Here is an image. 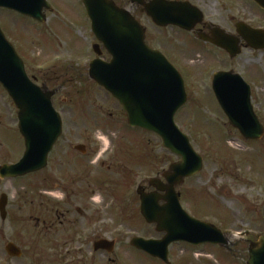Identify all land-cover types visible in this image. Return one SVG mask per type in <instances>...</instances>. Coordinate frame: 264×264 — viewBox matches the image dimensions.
Here are the masks:
<instances>
[{"label": "rangeland", "instance_id": "1", "mask_svg": "<svg viewBox=\"0 0 264 264\" xmlns=\"http://www.w3.org/2000/svg\"><path fill=\"white\" fill-rule=\"evenodd\" d=\"M55 1L69 9H76L75 0ZM79 12L81 16L82 12ZM47 17L46 24L38 25L23 16L0 13L5 31L20 57L24 59L29 76L41 79L39 85L46 76L52 75L54 67L86 62L87 56L84 53L89 45L84 36L65 29L72 25V20H55L51 13ZM188 57H194V61L187 65L192 73L191 77L186 76L188 102L177 114L175 121L179 129L189 137L195 151L203 157L204 168L199 175L187 179L177 187V192L181 194L183 208L192 217L210 223L227 234L230 246L229 249L213 245L194 248L181 244L173 249L170 262L176 264L177 260V264H247L250 243L255 242L256 237L264 236V137L251 142L231 127L211 88V74L218 69L205 68L199 62L200 56L194 53L188 54ZM256 66L260 79L254 83V94L258 96V99L254 98V106L264 126V59ZM236 68L237 72L242 71L241 67ZM48 87L51 88L52 85L49 84ZM84 87L88 89L90 97L82 104L76 95V91L81 88L77 82L68 84L53 102L64 122L61 140L74 144L82 142L80 134L84 133L73 126L85 124L87 129L83 131L86 137L102 144L97 139V130H100V134L113 144L103 160H107L111 154L116 155L121 144L131 146L137 164L136 178L130 181H105L100 177L102 189L93 194L87 193L92 188V181L63 176L51 182L48 176L31 175L18 180H0V198L2 194H7L12 199L16 192L18 195L33 197V194L44 195L45 188H55L57 192L63 193V198L44 196L54 198V204L59 208V204H64L67 199L63 191H68L71 195L84 194L86 196L82 202L77 196H71L74 210L86 202L97 212L105 227L104 235L109 236L110 231L121 232L119 245L111 255L112 260L105 264H162L131 246V240L136 237H160L156 228L148 226L141 217L137 188L142 185L151 190L148 182L156 178L153 167L158 165L159 168L163 166L167 169L164 164L169 166L180 158L164 149L161 139L155 134L132 130L121 105L104 89L95 88L92 84ZM110 114L114 117L110 118ZM18 126V110L0 85V167L4 164H15L24 154V140ZM117 155L123 156L121 153ZM56 160L57 157H54L53 161ZM141 160H148L147 165L141 164ZM97 194L101 197L99 204L92 200ZM31 214L33 208L26 207L21 212L24 219L21 224H16L13 220L3 224L0 217V260L6 255V237L13 238L19 230L24 234L25 246L28 243L38 246L39 249L49 250L46 239L36 241L39 232L35 230V223L28 218ZM62 230L59 227V231ZM247 233L249 237L241 238ZM32 263V260L25 258V264Z\"/></svg>", "mask_w": 264, "mask_h": 264}, {"label": "water", "instance_id": "2", "mask_svg": "<svg viewBox=\"0 0 264 264\" xmlns=\"http://www.w3.org/2000/svg\"><path fill=\"white\" fill-rule=\"evenodd\" d=\"M142 5L143 0H131ZM260 2L261 0H256ZM92 30L112 56L110 63L96 60L91 64L90 77L110 93L124 108L131 128L156 134L163 147L181 160L170 166L160 179L150 181L155 192L147 194L138 188L141 213L148 224L166 233L162 241L136 238L132 245L154 257L168 260V247L184 242L196 247L206 244L228 247L229 240L216 226L190 217L180 203L176 188L186 179L198 175L203 158L194 150L189 138L175 122L176 114L187 103L182 76L159 52L144 41V29L126 10L110 0H84ZM166 0H154L146 8L157 25H181ZM0 8L10 9L38 22L47 21L44 10H51L46 0H0ZM0 84L9 93L19 110V130L25 139L26 152L16 165L0 168V178H18L47 167L48 157L63 132L60 114L52 104L55 93L45 91L28 77L25 64L0 28ZM213 91L230 124L247 140H260L264 126L251 101L250 87L240 75L221 72L215 75ZM164 193V194H162ZM163 201L164 205L160 202ZM7 197L0 199V214L6 220ZM114 244L99 242L96 249L113 251ZM12 257L21 252L7 247ZM247 264H264V237L250 246Z\"/></svg>", "mask_w": 264, "mask_h": 264}, {"label": "flooded vegetation", "instance_id": "3", "mask_svg": "<svg viewBox=\"0 0 264 264\" xmlns=\"http://www.w3.org/2000/svg\"><path fill=\"white\" fill-rule=\"evenodd\" d=\"M48 1L53 6L50 13L54 19L72 20V25L65 29L82 35L85 37V41L87 40L89 45L84 53L87 60L82 64L54 67L55 70H53L52 75L46 76L44 81L40 83L41 86L38 83L40 78L33 77L32 80L45 91L55 93L53 102L68 84L77 82L81 88L76 91V95L82 104L87 100V97H90L88 89L84 86L92 84L95 88H101L90 77V65L95 60L110 62L111 56L93 33L92 21L87 13L84 0H75L76 9H74L75 7L69 9L66 6L69 10L64 4L57 3L55 0ZM112 1L119 8L128 10L137 19L144 28L146 45L166 57L181 73L186 87L188 79L186 76H192L187 65L194 61V57H188V54L194 53L200 56L199 62L205 68L218 69L211 74V88L216 73H238L250 85L254 105V98L258 99V96L254 94V83L260 79L256 64L264 59V0L260 2L256 0H166L167 6L172 4L169 9L178 19L180 18L182 23L181 25L171 24L165 27L157 25L146 12V8L151 6L154 0H143L142 5L139 6L133 5L131 0ZM77 9L82 12V17ZM0 13L21 17V15L7 9H0ZM0 26L12 43L1 20ZM83 47L85 48L84 44ZM237 66L242 68L240 73L236 71ZM49 84L52 85L51 88L48 87ZM65 101L68 102V99ZM113 117L114 115L110 114V118ZM73 128L81 129V133H84V135L80 134L82 142L77 144L69 141L64 142L61 137L49 155L48 166L31 175L48 176L51 182L61 179L63 176L71 177L74 180L92 181V188L87 193L93 194L102 189V183L99 182L100 177L105 181L115 179L130 181L136 178L137 164L131 146L126 147L121 144L117 153H121L123 156L120 157L116 153V155L111 154L107 160H103L109 154L113 145L112 142L108 141L107 149L104 150L103 144L91 140V137H86L83 131L87 129L85 124H77ZM97 128L100 129V126ZM85 139L86 141H84ZM54 157H57L55 162L53 161ZM147 162L148 160H141V164L147 165ZM164 166L167 169L163 166L159 168L158 165L153 167V174L156 178H162L164 172L168 170V164L166 163ZM105 168L106 171L104 172ZM45 190L44 195L53 196L50 193L57 192L55 188H45ZM146 191L150 193L153 192V189L148 190L146 188ZM63 192L67 199L64 204H59V208L54 204V198L44 195L33 194V197H26L25 195H18L16 192L10 199L6 194L8 196L7 218L3 224H6L7 221L11 222V220L16 224H21L24 221L21 212L26 207H32L33 214L29 215L28 218L35 223V230L39 232L36 235V241L46 239L49 250L47 248L39 249L38 246L28 243L25 246L24 234L22 230H19L13 238L6 237V240L8 239L5 245L6 255L0 260V264H25V258L32 260V264H105V262L108 263L112 260L111 255L114 253H109L103 249L98 250L96 245L99 242L110 241L116 250L121 240V232L110 231L109 236L104 235L105 227L97 212L93 211L89 204L85 202L81 207L79 206L75 210L73 208L72 203L74 201L71 196H77L82 202L86 195H71L68 191ZM137 200L140 204V199L137 198ZM139 212L141 214L140 209ZM143 221L145 222L144 219ZM148 226L156 228L155 225ZM59 227L63 230L59 231ZM51 235L53 236L49 239ZM159 235L160 237L145 239L161 240L165 236L161 233ZM10 244L15 245L22 252L21 257L14 258L7 253V247ZM179 245L181 244H173L169 247V260L173 258V249ZM135 250L147 255L136 248ZM154 260L161 262L158 259Z\"/></svg>", "mask_w": 264, "mask_h": 264}, {"label": "clouds", "instance_id": "4", "mask_svg": "<svg viewBox=\"0 0 264 264\" xmlns=\"http://www.w3.org/2000/svg\"><path fill=\"white\" fill-rule=\"evenodd\" d=\"M97 139H98V141L102 142V144L104 145V150H106L107 146H108V139H107V137L100 134V130H97ZM50 194L53 195L54 197L58 198V199L63 198L62 192H52ZM92 200H93V202L99 204L101 201V197L97 194V195H94L92 197Z\"/></svg>", "mask_w": 264, "mask_h": 264}]
</instances>
